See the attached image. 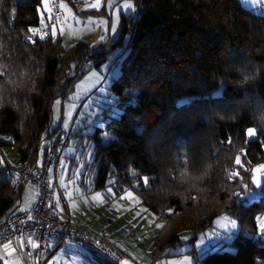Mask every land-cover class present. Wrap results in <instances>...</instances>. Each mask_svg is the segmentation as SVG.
Here are the masks:
<instances>
[{"label": "trees", "instance_id": "16d2710c", "mask_svg": "<svg viewBox=\"0 0 264 264\" xmlns=\"http://www.w3.org/2000/svg\"><path fill=\"white\" fill-rule=\"evenodd\" d=\"M41 1L0 0V138L12 139L0 140V220L16 208L10 175L27 161L36 166L46 141L63 130L51 127L54 100L64 101L87 68L113 57L110 67L118 65L119 73L106 87L105 122L90 135L81 180L86 192L132 191L146 211L164 219L150 264L170 257L168 248L192 246L221 215L237 222L235 237L197 261L264 264V233L245 235L256 233L255 218L264 214V185L256 201L240 198L252 187V168L264 162V71L251 95L223 72L233 61L264 69V15L239 0H133L138 13L121 16L115 40L65 48L51 33L54 19L45 16L42 24ZM249 128L255 139L247 140ZM8 145L17 166L2 153ZM238 155L243 167L235 164ZM190 228L193 235L181 239ZM90 254L91 264H114Z\"/></svg>", "mask_w": 264, "mask_h": 264}, {"label": "rangeland", "instance_id": "374dc122", "mask_svg": "<svg viewBox=\"0 0 264 264\" xmlns=\"http://www.w3.org/2000/svg\"><path fill=\"white\" fill-rule=\"evenodd\" d=\"M72 1L78 4L71 5L67 0H42L39 8L40 16L44 17L42 18V24L45 22V16L48 20L54 19L51 33L55 29L54 37H59L61 45L65 48L77 41L96 42L97 44L108 41L110 43L119 34L121 16L135 13L133 0H100L99 8L90 7L96 0ZM239 1L243 8L258 15L264 14V0H258L255 5L246 3V0ZM126 2L133 4V10L123 8ZM62 4L65 5V8H61ZM56 5L61 11L60 21H55L53 16ZM113 18L118 20L115 34L111 30ZM90 20L97 22L106 20L107 24H90ZM77 21H80V23H77ZM101 36L106 38L101 40ZM112 58L98 69L87 68L85 74L74 83V89L67 98L64 101L57 98L52 104L51 127H61L64 131H71L72 133L70 143L64 149L59 161L57 182L59 188L67 193L69 200L67 208L70 217L74 221L98 234L106 235L114 245L124 252L121 261H127L128 264H150L149 248L154 237L163 226L164 219L157 218L146 211L140 203V198L132 191H126L116 196L113 188L109 186L103 191L87 193L85 183L82 185L83 181L81 182L85 165L90 159V135L96 127L103 126L105 121H103L100 112L111 101L108 98L109 94L106 87L111 79L119 73L118 65L110 67ZM92 73H96L98 77L105 80L103 85L98 82L96 77L92 76ZM73 96L77 99H70ZM57 100L61 102L59 106L55 104ZM85 104H90L91 107L86 108L84 107ZM255 136L249 137L246 131L247 140L255 139ZM101 138L105 140L106 136L102 134ZM0 140L7 143L12 141L9 136H2ZM2 153L8 162L17 166L18 156L13 146L4 147ZM61 161H63V165ZM262 165H264V162L256 164L252 168V187L243 197H240L244 199L245 203L256 201L261 195V187L264 185V171L255 174L256 182H254L253 170ZM51 170L49 180L54 183L55 170L54 168ZM109 188L112 189V194H109ZM35 191L33 185L24 186L20 198L15 199V211H21L22 208L30 205ZM129 192L132 194L131 198L127 197ZM96 193H101L102 203L93 199ZM121 197L126 198L121 199ZM59 213L60 216L66 215L64 208H61ZM231 221L232 219L226 215L217 217L212 227L198 233L192 246L185 244L182 247L168 248L166 254L170 257L158 260L155 264H200L197 261L198 258L200 259L205 254L218 250L235 237L238 224H236V227H232ZM255 223L257 226L256 233H246L245 235L263 238L264 214L257 215ZM192 235L193 229L190 228L181 235V239L187 240ZM225 249L230 250L229 247H225ZM90 259V253L74 243L67 242L49 257L46 264H72L73 261H75V264H91ZM10 261L13 264H30L27 262L23 248L18 246L9 255L0 251V264H10ZM256 264H262V262L256 261Z\"/></svg>", "mask_w": 264, "mask_h": 264}, {"label": "built area", "instance_id": "2783aa9c", "mask_svg": "<svg viewBox=\"0 0 264 264\" xmlns=\"http://www.w3.org/2000/svg\"><path fill=\"white\" fill-rule=\"evenodd\" d=\"M73 4H78L72 1ZM138 11L135 9V14ZM53 16L60 21L61 11L56 7ZM70 132L56 131L46 141L41 163L36 166L27 161L17 167L9 177L10 196L16 199L26 185L36 189L35 200L29 212H14L0 220V249L6 243L20 240L27 262L30 264H46L49 257L64 243H74L86 252L120 264L124 252L114 245L104 234H98L85 226H80L68 212L69 203L66 191L59 188L57 182L58 162L69 141ZM54 168L55 182L49 180V169ZM58 195V196H57ZM64 208L65 216L59 210ZM33 239L38 244L36 249L28 246L27 241Z\"/></svg>", "mask_w": 264, "mask_h": 264}, {"label": "snow or ice", "instance_id": "6c2138e0", "mask_svg": "<svg viewBox=\"0 0 264 264\" xmlns=\"http://www.w3.org/2000/svg\"><path fill=\"white\" fill-rule=\"evenodd\" d=\"M257 2H258V0H246V3H248V4H250V5H255ZM90 7H92V8H99V7H100V0H96L95 3H93V4L90 5ZM61 8H65V5L62 4V5H61ZM123 8H124V9H128V10H133V4L130 3V2H126V3L123 5ZM69 15H70V13H69ZM77 23H80V21H77ZM89 23H90V24L100 23V24L106 25V24H107V21H106V20H102V21L97 22V21H91V20H90ZM117 27H118V20H117L116 18H113V20H112V24H111V30H112V33H113V34L116 33ZM29 31H32L34 35L36 34V31H35L34 29H31V28H30ZM52 35L55 36V29H53ZM41 38H43V36H41ZM105 38H106L105 36H101V37H100L101 40H104ZM92 76H93V77H96L97 80H98V82H99L101 85H103V83L105 82V80L102 79L101 77H98L96 73H92ZM101 90H103V89L101 88ZM70 99L75 100V99H77V97L73 96V97H70ZM113 102H114V101H113ZM60 103H61V102H60L59 100H57V101L55 102L56 106H59ZM84 107H86V108H90L91 105H90V104H85ZM94 115H95V114H94ZM247 134H248L249 137H252V136H254L256 133H255V130H254V129L249 128V129L247 130ZM41 147H42V149H43L44 145H42ZM39 163H40V161H38V165H39ZM61 164L63 165V161H61ZM235 164H236L237 166L243 167L242 160H241V157H240L239 155L235 158ZM51 171H52V170L49 169V172H51ZM261 171H264V165H262V166H260V167H258V168H256V169L253 170V173H254V175H253V181H254V182H256V175H255V174H256V173H259V172H261ZM238 175H239V173H237V172H232V173H231V176H232V177H236V176H238ZM144 181H145V183H147V178H144ZM108 192H109V194H112V189L109 188V189H108ZM70 195H71V194H70ZM131 195H132V194L129 192V193L127 194V197H128V198H131ZM124 198H126V197H121V199H124ZM93 199H95V200H97L98 202H101V203L103 202V200H102V196H101V193H96V195H95V197H94ZM21 211L29 212L28 219H29V220L31 219L30 205L26 206L25 208H22ZM230 223H231L232 227H236L237 222H236L235 220H232ZM158 227H159V226H158ZM185 239H186V237H185ZM27 243L30 245V247H31L32 249H36V248L38 247V244L35 243V242H33V239H29V240L27 241ZM3 247H4V249L6 250V249H8V248L10 247V245L5 244ZM10 264H13V262L10 261ZM72 264H75V261H73ZM120 264H128V262H127V261H121Z\"/></svg>", "mask_w": 264, "mask_h": 264}, {"label": "clouds", "instance_id": "9594fccd", "mask_svg": "<svg viewBox=\"0 0 264 264\" xmlns=\"http://www.w3.org/2000/svg\"><path fill=\"white\" fill-rule=\"evenodd\" d=\"M262 71L264 69L254 61H233L223 66V72L226 76L234 74L237 77L235 81L231 82L242 91L248 92L249 95L258 89L259 82L262 79ZM4 106L3 97H0V108Z\"/></svg>", "mask_w": 264, "mask_h": 264}, {"label": "crops", "instance_id": "0c3cea01", "mask_svg": "<svg viewBox=\"0 0 264 264\" xmlns=\"http://www.w3.org/2000/svg\"><path fill=\"white\" fill-rule=\"evenodd\" d=\"M264 15V14H263ZM21 195V194H20ZM18 198H20V197H18ZM34 200H35V195H34V197H33V200L31 201V204H30V207H31V205L33 204V202H34ZM15 212H22V211H15ZM6 244H8V245H10V247L8 248V249H4V245L1 247V249H0V251L1 252H4L6 255H9V254H12L14 251H15V248H16V246H18V247H21V248H23L24 247V244L20 241V240H15L14 242H12V243H6ZM28 246H30L29 244H28Z\"/></svg>", "mask_w": 264, "mask_h": 264}, {"label": "water", "instance_id": "95a60500", "mask_svg": "<svg viewBox=\"0 0 264 264\" xmlns=\"http://www.w3.org/2000/svg\"><path fill=\"white\" fill-rule=\"evenodd\" d=\"M244 189H245V190H247V189H248V187L245 185V186H244Z\"/></svg>", "mask_w": 264, "mask_h": 264}]
</instances>
